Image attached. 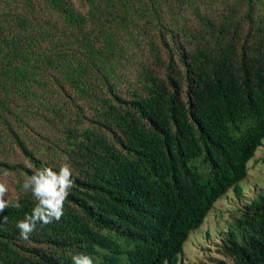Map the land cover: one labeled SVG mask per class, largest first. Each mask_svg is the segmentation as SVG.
<instances>
[{"label": "trees", "instance_id": "1", "mask_svg": "<svg viewBox=\"0 0 264 264\" xmlns=\"http://www.w3.org/2000/svg\"><path fill=\"white\" fill-rule=\"evenodd\" d=\"M76 1L0 0V181L21 205L0 213V264H179L227 197L219 251L264 264V181L244 193L264 147V0ZM63 163L64 215L22 240L25 174Z\"/></svg>", "mask_w": 264, "mask_h": 264}, {"label": "clouds", "instance_id": "2", "mask_svg": "<svg viewBox=\"0 0 264 264\" xmlns=\"http://www.w3.org/2000/svg\"><path fill=\"white\" fill-rule=\"evenodd\" d=\"M7 175V173H5ZM70 164L63 163L58 171L52 167H42L34 170L32 175L25 174L22 190L31 192L37 204L31 214L17 223L20 238L28 241L30 235L36 230L37 225L46 226L59 222L64 215L65 201L71 188L74 186ZM9 188L6 182L0 181V213L9 207L20 209L19 198H9ZM0 221L7 222L3 216ZM73 264H94L93 258L87 254H78L72 257Z\"/></svg>", "mask_w": 264, "mask_h": 264}, {"label": "rangeland", "instance_id": "3", "mask_svg": "<svg viewBox=\"0 0 264 264\" xmlns=\"http://www.w3.org/2000/svg\"><path fill=\"white\" fill-rule=\"evenodd\" d=\"M74 2L79 6L76 0ZM249 180L252 188L245 190L246 199H251L255 193L256 186L253 182L264 181V147L256 152L255 157L249 162ZM9 188V198L15 196L14 182L12 176H3ZM236 203L229 197L221 199L215 204L204 224L197 231L193 232L183 247V254L180 256L179 264H197L205 261L210 264H235L232 258L222 254L220 250L221 238L226 232V222L230 219V213L235 208Z\"/></svg>", "mask_w": 264, "mask_h": 264}]
</instances>
